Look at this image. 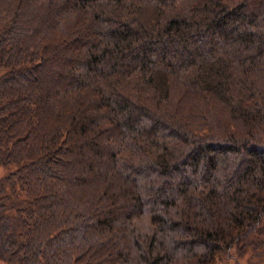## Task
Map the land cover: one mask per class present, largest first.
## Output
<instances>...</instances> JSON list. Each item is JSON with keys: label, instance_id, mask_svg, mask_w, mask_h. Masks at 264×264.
<instances>
[{"label": "trees", "instance_id": "16d2710c", "mask_svg": "<svg viewBox=\"0 0 264 264\" xmlns=\"http://www.w3.org/2000/svg\"><path fill=\"white\" fill-rule=\"evenodd\" d=\"M0 167V264L259 263L264 0H0Z\"/></svg>", "mask_w": 264, "mask_h": 264}, {"label": "rangeland", "instance_id": "374dc122", "mask_svg": "<svg viewBox=\"0 0 264 264\" xmlns=\"http://www.w3.org/2000/svg\"><path fill=\"white\" fill-rule=\"evenodd\" d=\"M6 173V169L4 167H0V177L3 176V174ZM235 250L232 249L231 257L223 255L222 258L216 262H213L212 264H264V257L260 260L259 263H256V257H251V253H245L242 256H237V254L234 252ZM260 259V258H259ZM239 261V262H236Z\"/></svg>", "mask_w": 264, "mask_h": 264}]
</instances>
